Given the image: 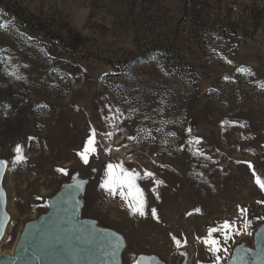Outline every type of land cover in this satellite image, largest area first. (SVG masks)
I'll return each instance as SVG.
<instances>
[{
  "label": "rangeland",
  "instance_id": "obj_1",
  "mask_svg": "<svg viewBox=\"0 0 264 264\" xmlns=\"http://www.w3.org/2000/svg\"><path fill=\"white\" fill-rule=\"evenodd\" d=\"M254 2L264 5L189 0L183 15L182 0H0V49L6 50L0 52V159L9 161L1 182L10 217L0 258L15 254L26 229L49 215L73 177L88 181L69 191L77 235L119 238L118 264H211L197 238L225 220L241 226L238 205L248 209L253 235L230 241L231 254L264 243L257 235L264 234V220L256 219L264 217V190L253 175L264 180V21L236 46L222 30L202 34L191 10L196 3L214 20L228 5L242 21ZM7 10L45 31L22 26ZM75 31L81 42L72 38ZM107 106L113 120L105 119ZM93 128L97 153L85 165L77 153ZM108 132L113 135H101ZM193 138L202 143L190 146ZM17 144L26 160L13 166ZM197 147L211 159L194 155ZM120 161L163 181L138 180L147 198L144 217L99 186L107 164ZM173 236L187 243L177 248Z\"/></svg>",
  "mask_w": 264,
  "mask_h": 264
},
{
  "label": "snow or ice",
  "instance_id": "obj_2",
  "mask_svg": "<svg viewBox=\"0 0 264 264\" xmlns=\"http://www.w3.org/2000/svg\"><path fill=\"white\" fill-rule=\"evenodd\" d=\"M0 27H3L0 25ZM30 39V38H29ZM6 50L0 49V52H4ZM0 60H2V57H0ZM229 63H231L229 61ZM237 71L241 73L247 72L248 74H251L249 69L245 68H239ZM13 75L16 76V79H24L23 76L16 75L13 73ZM227 79V77H226ZM262 88H264V84L260 85ZM46 107V106H45ZM109 110V116H106L105 119L113 120L112 116V108L111 106H107ZM117 114L120 116H123V113L120 112V109L115 110ZM133 111H136V109H133ZM148 117H145L147 119ZM167 121H161V124H166ZM113 127H116L115 123L112 125ZM161 129H157V131H160ZM143 131V129L139 130ZM189 132L191 129L188 130ZM97 135L96 130L93 128L91 129V135L87 139L86 143L83 146L82 151L78 152L77 155L79 156L80 160L83 162V164L88 165L90 163V157L95 155L97 153V141L95 139ZM101 135H107L111 137L113 133H101ZM151 133L149 132V136ZM168 136L175 137V132H168ZM130 140H136V137H128ZM164 143H167V141H164ZM189 145L192 144L199 145L202 143L200 138H193L192 140H189ZM182 150V149H181ZM110 151V150H109ZM15 156L11 160V163L13 166L17 163H21L26 160V157L23 155V147L20 144H17L14 148ZM193 154L197 156H205L206 159H211L210 156H206L203 150L199 147L195 148L193 150ZM239 163V161H238ZM249 167L251 168L252 165L250 162ZM9 161L6 159H0V175H3V171L6 167H8ZM163 167V165H161ZM95 171L96 169H92ZM58 172L69 175L68 170L64 168L57 169ZM253 175L255 176V182L256 184L264 190V180H262L258 175H256L255 171L253 170ZM153 178L155 185H160L163 183V181L159 179H155V174L151 171H148L147 169L143 170V175L141 176V173L137 171L136 169H129L124 166L123 161H120L118 163H108L105 170H104V176L103 179L100 181L99 186L101 189L105 190L110 196L116 197L119 196L127 206L130 214L132 215H139L141 217H144L148 215V206H147V198L145 196L143 188L140 187L138 180L140 179H146V178ZM74 185L73 187L79 191L83 188L85 184L88 183L87 180L83 179H77L76 177H73ZM153 192H155V188L152 189ZM4 193L3 190L0 189V198H3ZM158 198V194H157ZM264 203V202H260ZM238 211L240 213V218L243 220V224L241 226H237L236 221H228L225 220L222 224H217L215 227H209L207 231V235L204 237H198L197 239L202 240L203 244L207 248V251L211 253L213 259L211 261V264H222L223 261L228 260L229 264H249V256L252 257V264H264V247H261L258 251L253 253L250 249H244V248H237L236 254L232 255V249L229 242L231 241L233 244L235 243V237L247 234L249 236L253 235V232L250 231L252 228V220L247 218L248 209L243 208L241 206H237ZM195 211L199 212V209H196ZM150 214L152 217L159 219L157 215V211L155 208H152L150 210ZM5 217L7 219H10V217H7V214L5 213ZM258 220H264V217H257ZM5 227V223L0 220V236L3 235V228ZM67 232H73V229H68ZM219 233V235H215ZM257 235H264V234H257ZM175 245L177 248H179L182 243L186 244L187 241L184 240L183 242L178 239L177 237H172ZM93 242V237L91 235H84L83 233L79 235H64L60 236L57 235L53 241L47 245L44 249H41V251L44 253V255L48 254H55L58 256H68L69 258L75 260L77 257L80 256L81 253H87L90 251V249L85 248L84 245L91 244ZM110 252L108 253L115 259L117 253L120 250V239L117 238L115 243L109 244ZM182 256H186V253L181 252ZM43 257L40 255L34 256V259H42ZM143 259V258H141ZM136 264H139V261L136 262Z\"/></svg>",
  "mask_w": 264,
  "mask_h": 264
},
{
  "label": "water",
  "instance_id": "obj_3",
  "mask_svg": "<svg viewBox=\"0 0 264 264\" xmlns=\"http://www.w3.org/2000/svg\"><path fill=\"white\" fill-rule=\"evenodd\" d=\"M0 175V189H2ZM73 182H70L67 186V192L65 197L59 198L54 203V207L49 215L44 216L39 221L31 224L25 231L23 237L20 240L19 245L14 255H4L0 258V264H118L119 257L116 255L115 259L108 253L110 252L109 244L115 243L117 238H112L106 234L92 235L93 242L88 245H84L85 248L90 249L87 253H81L75 260L68 256H58L55 254L44 255L41 249H44L49 245L53 239L57 236L64 235H77L80 225L74 218L76 199H74L73 193L69 192L75 190ZM3 190L4 196L0 198V220L5 223L7 218L5 217V202L6 192ZM8 217V216H7ZM68 229H73V232H67ZM5 227L3 228V232ZM117 237V236H116ZM2 236H0V239ZM262 243L263 239H260ZM121 246V242H120ZM261 247H264V243L257 249H250L253 253L258 251ZM40 255L42 259H34V256ZM146 261H143L145 263ZM252 264V263H251Z\"/></svg>",
  "mask_w": 264,
  "mask_h": 264
},
{
  "label": "trees",
  "instance_id": "obj_4",
  "mask_svg": "<svg viewBox=\"0 0 264 264\" xmlns=\"http://www.w3.org/2000/svg\"><path fill=\"white\" fill-rule=\"evenodd\" d=\"M182 2L183 15H186L190 9L189 0H182ZM208 6L209 5H207V7ZM191 10L194 12V15L192 17V19H194L193 26H196V29L202 27L204 30H206L203 31L202 34L207 33L208 31L209 34L215 36L214 34L217 35L219 30H222V32H226L225 37L227 38V41L236 46H240L245 38H252V36L256 33V30H254V28L259 27L260 24L264 21V5L261 6L255 2L245 7L246 16L242 18V21H238L230 15V11L232 9H230L228 5L227 11H224V13L217 16V18L214 20L211 19L210 12L199 10L196 3L192 6ZM7 13L14 14L20 20L21 25L24 27L45 31L42 25H34L33 21H31L30 18L26 17L23 14L17 12L15 13L9 10H7ZM32 16L34 17V15ZM72 38H75L78 42H81L83 40V36L76 31L75 33H73Z\"/></svg>",
  "mask_w": 264,
  "mask_h": 264
},
{
  "label": "bare ground",
  "instance_id": "obj_5",
  "mask_svg": "<svg viewBox=\"0 0 264 264\" xmlns=\"http://www.w3.org/2000/svg\"><path fill=\"white\" fill-rule=\"evenodd\" d=\"M136 235H137V238H138V235H139V234H136ZM138 240H139V238H138ZM138 240H137V241H138ZM139 241H140V240H139Z\"/></svg>",
  "mask_w": 264,
  "mask_h": 264
}]
</instances>
